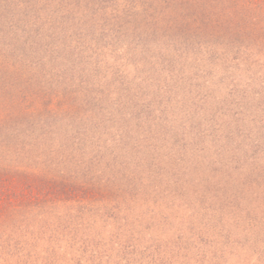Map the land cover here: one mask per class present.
Returning <instances> with one entry per match:
<instances>
[{"label":"rangeland","instance_id":"obj_1","mask_svg":"<svg viewBox=\"0 0 264 264\" xmlns=\"http://www.w3.org/2000/svg\"><path fill=\"white\" fill-rule=\"evenodd\" d=\"M62 1L64 23L75 11ZM163 1L151 3L166 17L160 37L147 31L150 1L134 0L137 15L93 30L85 55L58 42L7 76L14 95L26 84L32 93L28 105L15 104L21 117L23 106L43 110L42 98L49 117L57 112L54 90L40 87L42 68L65 92L62 103L69 107L70 96L74 104L50 121L53 130H36L20 156L0 148V168L85 183L94 175L99 184L89 201L1 202L0 264H264V0L185 5L186 28L194 22L205 41L186 48L176 42L185 19L168 18ZM13 17L15 30L23 20ZM1 64L2 74L12 69ZM6 98L0 83V108Z\"/></svg>","mask_w":264,"mask_h":264},{"label":"trees","instance_id":"obj_2","mask_svg":"<svg viewBox=\"0 0 264 264\" xmlns=\"http://www.w3.org/2000/svg\"><path fill=\"white\" fill-rule=\"evenodd\" d=\"M35 1L36 0H17V2H15V0H0V20H2L4 16H9L5 27H0V62L2 63L1 65L6 66L9 64V66L12 67V69H4L3 74L2 71H0V83L3 84V89L5 91V95L7 96L6 99H3V105L6 107H4V109L0 108V148L3 151V154H8L9 156H17L19 154L21 155V153L27 151L26 149L28 148L29 143L31 146L35 145L36 143L34 141L36 140L35 137L37 136L36 130H53L54 127L50 121L63 115L62 113L67 114L69 110H72L70 105L74 104V102L69 96V98L66 100L69 103V107L65 101L62 103L63 99L65 100V98H63V93L65 92L62 91V89L59 90L58 88L56 90L53 88L55 84L58 83V81L49 77L46 73V69L42 68L45 72L42 69L37 70L38 72H36L37 76H42L39 80L40 87L44 92H50L51 90H54L51 91L53 93H51V101L49 104L52 108H56L57 112L52 113L55 115L54 118L49 117V112L47 110L50 111L51 108L49 107V109L46 110V103L44 101L45 99L42 98L43 100H40V106L43 110L32 111L33 108L28 110V107L24 108L23 106V111L25 114H23V117H21L18 111L15 109V104L21 102L23 105H28L31 102L29 98L31 99L32 93L31 91L26 90V84L25 86L23 85V87L20 86L18 88L19 96L14 95V93L10 92L8 82L5 81L6 79L10 81L7 76L14 75L13 70L18 71V73L22 75V68L26 67L24 66L25 62L28 63L30 61L29 58L31 54H34L37 50L47 53L48 51L60 46H56L58 42L62 44V47L66 46L68 50H71L74 46H76V44H78L79 49H81L79 51L85 55L87 52L82 51V49L87 48V45L90 44L86 38L88 36L89 40L91 41L90 34L93 33V30L99 29L101 31L106 26L110 27L112 24L116 23L117 19L121 20L124 15L126 17L129 16L130 13L132 15L134 14L135 16L137 15V11L134 12V9H131L135 6L132 4V1L134 0H71V5L75 11V15L69 16L71 19L68 20V22L62 23L63 18L65 17V20H67L66 17L69 14V12L64 9L62 0H38L40 3L39 5H37ZM106 1H110L111 5L104 6L105 3L101 4L102 2ZM148 1H150V6L147 8L146 18H153L154 21H146L147 31H151V34L155 32V34L160 37V18L164 17L162 19L163 21L166 17H160V4H154L152 6L151 3L155 0H147V2ZM195 1L196 0H168L167 3H164L163 1L164 6H162V8L166 11V14L167 10L172 5L170 8L171 12L167 17L171 18L172 14L173 16L178 15L185 19L186 17L184 16L187 12L185 5L194 3ZM51 4H53L54 10L50 9ZM17 12L23 21L22 24L20 23L16 29L19 28L21 30V27L26 25V29L19 35L16 34V29L14 30L13 28V23L17 22V18L13 16ZM24 18L26 19L24 20ZM190 19L192 22L195 21L194 18ZM38 20L40 21L41 31L39 32L38 30L37 32H34L33 27L31 30L34 32V34H36V38L39 43H37V46L34 45L35 47L32 49V45L30 44L32 38V35H30L31 32H29L30 26L36 25L35 27L40 29L39 23H37ZM180 20L181 21H179L176 26L178 29V33H176V35L179 36V40H176V42L180 43L181 48H186L189 45L197 43L201 44L205 42L202 37L200 38L197 25H195L194 22L192 23L193 28L191 30L190 28H186L188 25L187 22H189V20L185 19L184 22H182V19ZM1 25H3V23L0 21V26ZM75 27L79 28V32L74 31ZM230 40H232L230 42L232 44H236L237 42L235 38H231ZM15 41H19L20 46H17V44L14 43ZM239 44L242 46V48L246 47L245 49H250V47L248 48L245 43V46L241 43ZM17 49L20 54H16ZM39 51L37 55H35L36 57H38ZM21 59L22 61H20ZM3 60L6 62V64ZM1 79L3 82H1ZM62 82H60V85L65 84ZM105 95L106 94H102L101 96ZM12 105H14V108ZM99 107H101V105ZM87 111L90 112L89 109ZM145 117H147V115ZM22 121L24 122V125L20 127L18 123ZM64 126H66V124H64ZM78 127L80 126H74L72 128L64 127V129L71 132L73 129ZM75 138L76 136H74V139ZM26 139H29V141ZM37 156H41V154H38ZM37 158L41 160L39 157ZM2 162L3 159L0 158V164ZM59 168L60 167L58 166V169ZM11 170H16L18 173L23 174L17 176L12 172L10 173L9 168H6L5 166L4 168H0V203L6 202L12 204L15 201L17 203H22L24 201L27 203H32L33 199L37 202H48L50 200L55 201L58 199L61 200V198L73 197L74 195L81 197L84 201H89V197L93 196L94 193V189L92 187L96 186V183H98L97 181H99L94 175L92 178H89V181H87V183L89 182L90 184H87L82 181L83 179H78L76 181L65 179L64 175L59 174V172H57V174H59L58 177L50 176L47 178H42L28 176L26 174L27 170L19 171V167L16 168V166L15 169L14 166H12ZM104 177L107 180L105 175L102 176V178ZM87 187L89 188L85 190ZM120 194L121 192L119 193V196ZM1 195L3 198H1ZM1 208L2 206H0V214Z\"/></svg>","mask_w":264,"mask_h":264}]
</instances>
